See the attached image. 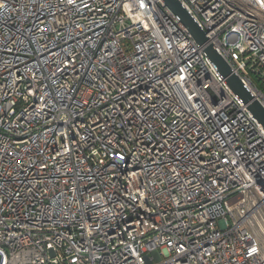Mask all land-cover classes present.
Instances as JSON below:
<instances>
[{"label": "built area", "instance_id": "obj_1", "mask_svg": "<svg viewBox=\"0 0 264 264\" xmlns=\"http://www.w3.org/2000/svg\"><path fill=\"white\" fill-rule=\"evenodd\" d=\"M0 0V264H264V0Z\"/></svg>", "mask_w": 264, "mask_h": 264}, {"label": "water", "instance_id": "obj_2", "mask_svg": "<svg viewBox=\"0 0 264 264\" xmlns=\"http://www.w3.org/2000/svg\"><path fill=\"white\" fill-rule=\"evenodd\" d=\"M163 3L186 28L197 44L203 45L207 42L205 32L197 26L191 16L177 0H163ZM203 50L207 58L217 68L219 74L225 79L227 86L234 94L242 99L244 104L247 105L248 111L253 115L254 118H256V120L264 129V108L253 98L252 94L242 84L238 76L231 73L229 65L215 51L212 44L207 43Z\"/></svg>", "mask_w": 264, "mask_h": 264}, {"label": "trees", "instance_id": "obj_3", "mask_svg": "<svg viewBox=\"0 0 264 264\" xmlns=\"http://www.w3.org/2000/svg\"><path fill=\"white\" fill-rule=\"evenodd\" d=\"M259 87H261V89H264V87L261 83H259Z\"/></svg>", "mask_w": 264, "mask_h": 264}]
</instances>
